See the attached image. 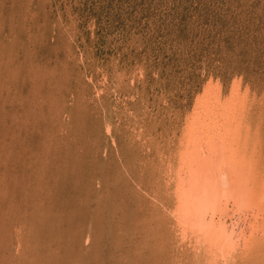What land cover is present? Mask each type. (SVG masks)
Returning <instances> with one entry per match:
<instances>
[{
	"label": "rangeland",
	"instance_id": "rangeland-1",
	"mask_svg": "<svg viewBox=\"0 0 264 264\" xmlns=\"http://www.w3.org/2000/svg\"><path fill=\"white\" fill-rule=\"evenodd\" d=\"M236 92L262 246L226 264H264V0H0V264H221L174 178L204 96Z\"/></svg>",
	"mask_w": 264,
	"mask_h": 264
},
{
	"label": "bare ground",
	"instance_id": "bare-ground-1",
	"mask_svg": "<svg viewBox=\"0 0 264 264\" xmlns=\"http://www.w3.org/2000/svg\"><path fill=\"white\" fill-rule=\"evenodd\" d=\"M239 96L238 92L234 93L228 107L221 105L219 100L216 102L210 93L204 96L205 99L203 98L202 106L197 110L195 122L186 138L182 169L174 178L177 200L174 216L181 228L180 232L183 237L188 234L194 237L198 244L205 245L208 253L219 259L221 264H226L227 258H232L238 248L247 256L256 248H261L259 246L262 243V239L254 237V226L247 225L245 221L248 210L252 212L255 209L250 206L253 188L246 179L234 181L232 158L230 160L233 155L225 142V133L228 134L237 123L231 111L236 107ZM214 109L218 110V115L213 113ZM208 112L213 114L211 117H215L214 120ZM222 126L226 130L224 134L218 131ZM256 177L260 179V176ZM258 179L255 180L256 183ZM227 205H232L235 214H238V219L230 225L223 221L222 208ZM256 213L258 214L257 210ZM239 229L240 234H237Z\"/></svg>",
	"mask_w": 264,
	"mask_h": 264
}]
</instances>
